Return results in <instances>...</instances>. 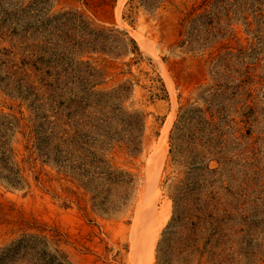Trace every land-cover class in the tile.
<instances>
[{
    "label": "rangeland",
    "instance_id": "obj_1",
    "mask_svg": "<svg viewBox=\"0 0 264 264\" xmlns=\"http://www.w3.org/2000/svg\"><path fill=\"white\" fill-rule=\"evenodd\" d=\"M0 137V264H264V0H0Z\"/></svg>",
    "mask_w": 264,
    "mask_h": 264
},
{
    "label": "bare ground",
    "instance_id": "obj_2",
    "mask_svg": "<svg viewBox=\"0 0 264 264\" xmlns=\"http://www.w3.org/2000/svg\"><path fill=\"white\" fill-rule=\"evenodd\" d=\"M164 133V131H163ZM165 135V134H164ZM147 211H151V206L147 207L145 209V213ZM168 209L164 208L162 211V215L160 217V221L162 222L161 224H163L166 220H167V216H168ZM159 222V221H158ZM163 226V225H162ZM161 226V227H162ZM158 226L156 225V223L154 225H152L151 228H149L146 231V236L144 238V240L142 241L143 244V248L141 249V255L142 257H144L148 262H152L153 260V252H154V245L156 243V238H157V234H158ZM139 250V249H138ZM139 253V252H138Z\"/></svg>",
    "mask_w": 264,
    "mask_h": 264
},
{
    "label": "trees",
    "instance_id": "obj_3",
    "mask_svg": "<svg viewBox=\"0 0 264 264\" xmlns=\"http://www.w3.org/2000/svg\"><path fill=\"white\" fill-rule=\"evenodd\" d=\"M1 142H2V139H1V137H0V145H1ZM2 155H4L3 153H2ZM4 157V156H3Z\"/></svg>",
    "mask_w": 264,
    "mask_h": 264
}]
</instances>
